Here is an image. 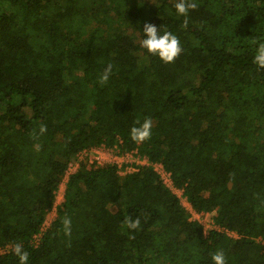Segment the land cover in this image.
I'll return each mask as SVG.
<instances>
[{
  "label": "trees",
  "instance_id": "1",
  "mask_svg": "<svg viewBox=\"0 0 264 264\" xmlns=\"http://www.w3.org/2000/svg\"><path fill=\"white\" fill-rule=\"evenodd\" d=\"M177 2L0 0V264H19L16 243L28 264H212L219 249L227 264H264V70L252 63L264 0H196L186 28ZM145 23L180 39L175 62L140 46ZM145 117L152 137L135 144ZM103 141L161 164L195 213L236 237L205 234L151 167L85 161L42 232L69 164ZM128 215L141 221L130 234Z\"/></svg>",
  "mask_w": 264,
  "mask_h": 264
},
{
  "label": "clouds",
  "instance_id": "2",
  "mask_svg": "<svg viewBox=\"0 0 264 264\" xmlns=\"http://www.w3.org/2000/svg\"><path fill=\"white\" fill-rule=\"evenodd\" d=\"M174 8L179 16L184 17L183 27L188 25V16L190 11H195L198 8L196 0H178ZM144 38L140 41V46L147 51L149 55L157 56L164 64H171L175 62L183 52L180 39L169 31L161 33L160 28L154 24L145 23L143 25ZM252 43L256 45L255 55L252 63L260 70H264V39L253 40ZM113 64L109 63L99 77L101 86L107 84L110 76L113 73ZM136 126L131 127L129 136L133 143L143 144L149 141L152 137L153 120L151 117H145L143 122L137 120ZM47 131L46 125L41 124L38 131L33 129L31 135L34 141H39L40 137ZM37 149L39 145H35ZM63 226V234L65 237H71L72 234V218L65 215L61 221ZM122 230H127L130 234L138 231L141 227L139 217L135 219L131 216H125L121 225ZM130 238H134L131 236ZM12 253L18 257L19 264H28L29 253L24 250L23 245L16 243L12 247ZM212 264H227L225 252L219 249L211 254Z\"/></svg>",
  "mask_w": 264,
  "mask_h": 264
},
{
  "label": "built area",
  "instance_id": "3",
  "mask_svg": "<svg viewBox=\"0 0 264 264\" xmlns=\"http://www.w3.org/2000/svg\"><path fill=\"white\" fill-rule=\"evenodd\" d=\"M119 143H121V141ZM83 161L87 162L89 168L90 167H97V166H105V165H114V166H116L119 175H126V174H131V173L137 172L139 170V168H141V167H151L153 169V171L158 175L162 184L167 189L172 191L174 194H176V192L180 191L181 196H183L182 190H180L174 186L172 178H171V174L169 172H167L161 164H158V163L151 164L146 157H141L137 153L136 150L131 151V152H123V151H121V149L119 148L118 145L109 146L107 144V142H105V141L101 142L98 146H96L94 148L85 149L82 152H80L77 155L76 163L69 164V166L65 172L64 178L61 181L59 187H61V185H64V186L66 185V182H67L69 175L75 173V171H77V169L79 168L80 163ZM183 200L188 204V202L186 201V198L184 196H183ZM190 208H191V206H190ZM191 211H189L191 213V217H192L191 219H193L194 215L198 216L197 219L194 218L193 220L199 221V223L203 226V230H204L205 234L209 230L216 229L218 231L226 232V234L230 237H233V238L236 237V235L234 233L224 231L223 229H218V228L214 227V224L212 223V219L210 220V223H208L209 225H207V224L204 225L202 223V217H205L206 215L208 216L210 213L197 214L192 209H191ZM49 225L50 224H47L46 220H45L44 227L42 228L41 231L42 232L45 231ZM40 237H41V234L34 237V240H33L34 245H37L39 243ZM257 242L264 245V239L259 238L257 240Z\"/></svg>",
  "mask_w": 264,
  "mask_h": 264
},
{
  "label": "rangeland",
  "instance_id": "4",
  "mask_svg": "<svg viewBox=\"0 0 264 264\" xmlns=\"http://www.w3.org/2000/svg\"><path fill=\"white\" fill-rule=\"evenodd\" d=\"M87 159V158H86ZM85 159V160H86ZM86 162V161H85ZM87 163V162H86ZM64 190H65V186L61 185V187H59L58 191L56 192V200H55V205L62 203V201L64 200ZM176 195L180 198L181 203L184 205L185 208H187V210L191 211L190 206L183 200V196H181V192H176ZM99 206V205H98ZM192 212V211H191ZM56 213L55 211H51L47 217H46V223L50 224V221H53L55 219ZM213 214L210 213L208 216L206 215L205 217H202V223L204 225H209L208 223H210V220L212 219ZM192 218V217H191ZM197 219L198 216L194 215L193 219Z\"/></svg>",
  "mask_w": 264,
  "mask_h": 264
},
{
  "label": "crops",
  "instance_id": "5",
  "mask_svg": "<svg viewBox=\"0 0 264 264\" xmlns=\"http://www.w3.org/2000/svg\"><path fill=\"white\" fill-rule=\"evenodd\" d=\"M60 204H61V203H60ZM60 204H57V205L55 206V208H53L52 210L56 212V210H55V209H56V207H57L58 205H60ZM49 223L51 224V223H52V221H50Z\"/></svg>",
  "mask_w": 264,
  "mask_h": 264
}]
</instances>
